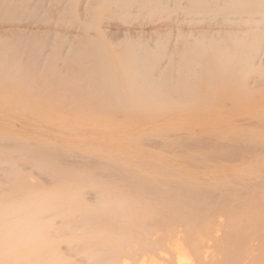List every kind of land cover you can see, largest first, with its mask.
Returning a JSON list of instances; mask_svg holds the SVG:
<instances>
[{"label":"bare ground","instance_id":"1","mask_svg":"<svg viewBox=\"0 0 264 264\" xmlns=\"http://www.w3.org/2000/svg\"><path fill=\"white\" fill-rule=\"evenodd\" d=\"M108 1L114 3L109 16L142 7L148 18L166 10L167 3L96 0L89 5L90 18L95 5ZM184 5L216 23L247 26L251 37L241 42L208 32L168 51L154 37L128 39L115 50L122 69L117 78L106 62L103 44L109 38L97 32L65 39L16 29L0 35V162L6 163L0 166V264L249 261L243 221L252 211L247 198L261 187L259 176L211 170L243 158V147L160 124L168 112L251 109L257 96H264V0H189ZM63 9L72 10L68 3ZM31 10L44 7L38 0H0L1 20ZM88 47V64L66 66ZM176 62L182 64L179 69ZM9 95L29 98L34 106L96 116L101 125L94 129L88 120L85 131L75 132L50 127L59 125L53 120L29 122L5 105ZM109 117L146 124L120 133L102 124ZM36 123L40 129L30 130ZM115 138L119 143L112 147L95 143Z\"/></svg>","mask_w":264,"mask_h":264},{"label":"rangeland","instance_id":"2","mask_svg":"<svg viewBox=\"0 0 264 264\" xmlns=\"http://www.w3.org/2000/svg\"><path fill=\"white\" fill-rule=\"evenodd\" d=\"M38 1L44 7V11H20L23 15L17 17L15 20L5 21L0 19V35L6 33L9 35L13 32L11 30L16 29V31L20 33H32L38 36L53 33L57 37L65 39L71 36H77L78 34L91 36L97 32L100 36H107L109 38L103 44L106 48L105 57L106 62L111 68L110 73L114 74L117 78H121L122 69L117 62L115 50L128 39L139 40L143 39L142 37L144 36V39L150 41L151 38L154 37L156 44L159 41L158 47L168 51L173 47L182 45L181 42L183 40L195 39L194 36H202L208 32H213L220 36H233L241 42H246V38L251 37V33L247 26L242 27L234 25L233 23H216L215 20H210L211 18L206 14H202V18L200 17L201 15H194L189 11L191 6L184 5L189 2V0H182V4L180 5L178 4L179 0H165L167 2L164 5L166 10L159 12L152 18H148V16L144 15L142 7L138 8L135 12L133 11L127 14L112 13L110 14L111 16H109L107 10L114 5L113 2L109 1L104 4L98 3L95 5V13L92 18L89 16V5L93 4L96 0ZM65 3L70 4L72 8L71 12H67L63 9ZM182 9H185L186 13H181L180 10ZM195 18L199 19L195 20ZM69 19L72 20L69 21ZM4 22L6 23L3 24ZM118 35L122 36L121 39H118L120 38ZM65 46H69V44L65 43ZM58 49L62 50V46H58ZM90 50L91 49L88 47L84 54L82 53V57L80 56L74 63L71 62L68 65L66 64V66H85V64H88L92 60L89 55ZM83 56L85 57L83 58ZM262 58L264 63V55ZM81 61L84 62L82 63ZM174 65L179 69L182 64L176 62ZM90 71V73H93L94 70L91 69ZM67 73H69V70ZM32 104L33 102L29 98H22L18 95H9V98L5 100V105L8 107L10 106L12 108L11 110L16 111L11 112L13 115L21 119H28L29 122H37L42 119L53 120L57 121L59 125L51 123L49 124L50 127L66 128L75 132L85 131V121L88 120L92 122V128L94 129L101 125V120H99L101 118L96 116L88 117L82 112H63L62 110L52 109L49 104L43 106H34ZM231 104L233 105L234 103ZM198 111L199 112H168V117L166 115L162 116L163 122L160 125L164 128H179L177 130L183 129L186 132H197L202 134V136H214L224 143L236 141L243 147L242 149L244 150L241 152L243 158L214 164L211 170L222 173L242 172L251 177L259 176L258 181L261 187L247 198L250 203H253L251 205L252 211L247 216L246 220L243 221L244 229L242 232L247 242L246 244L250 247L247 246L248 248L246 250V255H249L246 259L248 258L249 261L245 260L246 262H244V264H253L254 262L255 264H264V96L258 95L252 103L251 109H247L244 105H237V108H220L218 112H202L204 109ZM185 115L192 116L194 119L186 120L183 118ZM103 122L102 124L112 128H118L120 133H124L132 128H140L141 125L146 124V122H139L132 117H122L117 120L109 117L104 119ZM35 125V127L29 129L39 130L40 127L37 123ZM51 134L55 135L57 133L54 132ZM58 135L59 137H64L59 133ZM82 139L85 141V137ZM89 142L91 143V140H89ZM95 143H105L112 147L118 144L119 140L116 138L107 141L99 139L96 140ZM36 144L37 142L35 140H31V145L35 146ZM5 165V162H0V166ZM204 172H206V170H204ZM254 237L258 238L255 240ZM249 240L252 241L249 242ZM253 242L256 243L253 244ZM251 248L255 250H248ZM251 261L252 263H249Z\"/></svg>","mask_w":264,"mask_h":264}]
</instances>
